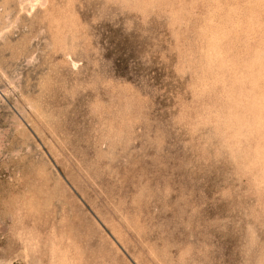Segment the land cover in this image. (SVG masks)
Returning <instances> with one entry per match:
<instances>
[{"label":"rangeland","instance_id":"374dc122","mask_svg":"<svg viewBox=\"0 0 264 264\" xmlns=\"http://www.w3.org/2000/svg\"><path fill=\"white\" fill-rule=\"evenodd\" d=\"M0 264H264V0H0Z\"/></svg>","mask_w":264,"mask_h":264},{"label":"bare ground","instance_id":"6f19581e","mask_svg":"<svg viewBox=\"0 0 264 264\" xmlns=\"http://www.w3.org/2000/svg\"><path fill=\"white\" fill-rule=\"evenodd\" d=\"M255 55V54H254Z\"/></svg>","mask_w":264,"mask_h":264}]
</instances>
